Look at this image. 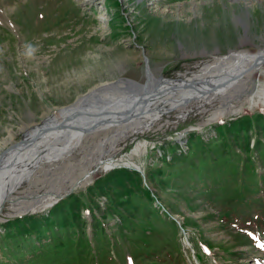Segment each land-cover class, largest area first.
Here are the masks:
<instances>
[{
	"label": "rangeland",
	"instance_id": "1",
	"mask_svg": "<svg viewBox=\"0 0 264 264\" xmlns=\"http://www.w3.org/2000/svg\"><path fill=\"white\" fill-rule=\"evenodd\" d=\"M260 49L264 0H0V144L102 84L145 83L147 62L176 86L219 55ZM242 86L244 97L262 93L264 73ZM191 96H171V111L116 150L114 129H94L66 158L35 157L14 197L67 192L38 212L3 205L0 264H264V107L235 99L217 119L220 100L201 112ZM101 157L115 164L95 167Z\"/></svg>",
	"mask_w": 264,
	"mask_h": 264
},
{
	"label": "bare ground",
	"instance_id": "2",
	"mask_svg": "<svg viewBox=\"0 0 264 264\" xmlns=\"http://www.w3.org/2000/svg\"><path fill=\"white\" fill-rule=\"evenodd\" d=\"M247 30L248 27L245 28V38L243 40L245 42L250 40L248 39ZM263 57L264 49H260L259 53L254 55L243 50L231 51L227 55L221 57L219 55L213 60L207 61L192 77L187 80H180V84L176 86H162L163 83L169 80L163 78L156 79L148 65V73L146 75L148 82L145 88L148 92L145 99H141L140 101L137 99L135 102L136 99L131 98L133 96H124L122 92L119 94L115 92L117 87L114 83L102 84L95 91L90 92V95L85 97V99L81 98L76 104L57 111L52 117H48L50 119H47L41 126L39 124V126L34 127L33 130L28 132L29 137L27 142L25 140L18 148L5 151L7 148L13 146L14 133L10 132L9 136L4 139L5 141L0 144V148L6 145L9 146L3 150L6 152L3 155H1L3 151L0 152V215L6 202L11 204L9 209L14 211L10 215L17 216V214H23L27 211L38 212L39 210L49 208L59 197L67 192L60 193L58 191L59 193L52 196H49V193H51L49 192L48 197L44 194L41 197L33 199L25 198L23 200H18L14 197V193L19 186L24 181L29 180L33 165H38L36 161L35 164L31 165L35 157L37 159L38 155L42 154V159H51L49 157L56 154V156L59 155V160L60 158H66V155L63 156L64 151L70 145L79 144L84 139V136H86L84 133L86 134V132L94 129H97L96 133L100 135H104L106 131H110L109 129H114L115 135L112 138L114 142H111L110 147L111 150H116L118 140L148 131L161 119L164 113L171 111L165 105L172 103L171 96H174L176 93H192L190 100L196 97L195 100L201 103L199 106L201 112L206 110V105L212 104L215 100H220L222 108H225L226 112L220 110L216 116L217 119L226 116L228 111L232 109L229 102L235 99L241 100L243 103L252 101L255 106L264 107V91L262 93H254L250 97H244L245 94L242 92V85L249 81V78L256 72L264 73L263 65L259 64ZM246 75L247 77H245ZM227 76L230 82L226 81ZM240 80L241 82H238ZM117 82H119L118 84L121 87L127 85L124 79ZM151 89L152 92H150ZM99 96L100 98L97 99ZM121 96H124L125 104L120 102ZM256 96L258 98L262 97V103L256 102ZM99 102L104 104V106L108 105V107L118 106L117 111L122 112H115L109 119L101 120L100 113L104 108ZM188 102L189 99L185 100L184 105L188 104ZM191 111V109L186 108L185 114L182 117L186 118ZM79 115L83 116L82 121L79 120ZM64 119H69V121L64 122ZM63 122L65 125H60ZM134 124L138 126H133ZM118 129L125 130L117 134ZM61 146H65L66 148ZM114 164L107 163L103 157L94 162V166L99 169H110ZM90 171L91 169L84 171L82 176L72 183V186H85L87 183L89 184L92 180Z\"/></svg>",
	"mask_w": 264,
	"mask_h": 264
},
{
	"label": "water",
	"instance_id": "3",
	"mask_svg": "<svg viewBox=\"0 0 264 264\" xmlns=\"http://www.w3.org/2000/svg\"><path fill=\"white\" fill-rule=\"evenodd\" d=\"M259 64H262V65H264V57H263V59L260 61V63ZM148 65H149V62H147V65H146V75H147V73H148ZM261 65V66H262ZM125 83L127 84V85H124L123 87H121L118 83L119 82H117V83H114L115 85H116V87H117V91H119V92H122V93H124V96H133V97H131L132 99L133 98H135L136 100H135V102L137 101V99L140 101L141 99H145L146 98V94H147V90H145V88H146V83L148 82V79H147V76H146V82L145 83H138V82H136V81H132V80H128V79H125ZM150 92H152V89L150 90ZM90 95V93H88L87 95H85L83 98L85 99V97H87V96H89ZM124 96H121L122 98L120 99V102L121 103H126L125 102V98H124ZM107 108H108V105H106L105 106V109L103 110V111H101V113H100V117H102L101 118V120H107V119H109L111 116H112V114L113 113H109V111H107ZM53 116V115H52ZM51 116V117H52ZM47 119H50V118H46L44 121H42V123L41 124H43ZM67 121H69V119H67V120H65L64 119V122H67ZM64 122L63 123H60V125H65L64 124ZM41 126V125H40ZM35 127V126H34ZM34 127H31V128H28V130L26 131H23V136H22V139L19 141V142H15L14 144H13V146H11V147H9V148H7L5 151H8V150H13V149H16V148H18L19 146H21L24 142H25V140H26V142H27V139H28V132L29 131H31V130H33V128ZM30 140V139H29ZM4 153H6V152H4L3 151V153L1 154V155H3ZM78 187V185H74V186H72L71 188V190L73 191V190H75L76 188ZM64 196H65V194L63 195V196H61V197H59L58 199H57V201L53 204V205H55V204H57L61 199H63L64 198Z\"/></svg>",
	"mask_w": 264,
	"mask_h": 264
},
{
	"label": "trees",
	"instance_id": "4",
	"mask_svg": "<svg viewBox=\"0 0 264 264\" xmlns=\"http://www.w3.org/2000/svg\"><path fill=\"white\" fill-rule=\"evenodd\" d=\"M241 195V194H240ZM239 195V196H240ZM243 200H245V199H243ZM152 202H154V200L152 199V201H150L148 204H146L145 206H142L141 207V209L142 210H144L145 209V207H147V208H154V204L152 203ZM238 203H230V201H229V204H231V205H234L236 208H237V206H242V204H240L242 201H240V200H238L237 201ZM260 202H262V201H260ZM244 206V205H243ZM263 212H264V209H263ZM260 218V216L259 215H257V219H259ZM259 226H260V228H261V230H264V219H259ZM262 226V227H261Z\"/></svg>",
	"mask_w": 264,
	"mask_h": 264
},
{
	"label": "clouds",
	"instance_id": "5",
	"mask_svg": "<svg viewBox=\"0 0 264 264\" xmlns=\"http://www.w3.org/2000/svg\"><path fill=\"white\" fill-rule=\"evenodd\" d=\"M32 49H31V47L29 48V55H31V53H32Z\"/></svg>",
	"mask_w": 264,
	"mask_h": 264
},
{
	"label": "snow or ice",
	"instance_id": "6",
	"mask_svg": "<svg viewBox=\"0 0 264 264\" xmlns=\"http://www.w3.org/2000/svg\"><path fill=\"white\" fill-rule=\"evenodd\" d=\"M260 247H261L262 249H264V245H260Z\"/></svg>",
	"mask_w": 264,
	"mask_h": 264
}]
</instances>
